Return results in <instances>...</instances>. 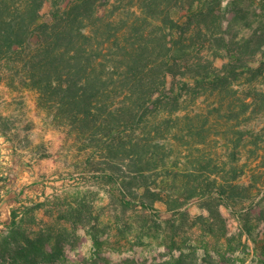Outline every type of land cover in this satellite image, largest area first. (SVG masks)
Here are the masks:
<instances>
[{"label":"rangeland","instance_id":"374dc122","mask_svg":"<svg viewBox=\"0 0 264 264\" xmlns=\"http://www.w3.org/2000/svg\"><path fill=\"white\" fill-rule=\"evenodd\" d=\"M55 2L68 0H47L42 14L48 16ZM148 2L110 0L98 12L105 28L101 36L111 39L102 54L107 69L115 67L116 103L126 98L135 70L146 67L152 76L151 69L163 62L168 63L163 69L173 67L165 84L153 86L152 100L137 107L133 127H121L120 136L140 142L133 157L114 164L115 172L134 175L142 186L136 197L128 194L132 204L123 205L120 188L103 176L113 165L104 143L62 122L51 104L38 102L35 90L2 82L0 109L11 116L18 141L26 134L29 140L12 157L10 143L0 135V233L11 221L17 197L18 205L31 210L25 219L31 228L66 231L62 264H178V259L181 264H264V48L255 55L242 53V39L252 27L230 25L226 18L214 33L199 37L195 23L189 29L186 23L190 0H162L146 19L142 12L148 8L141 6ZM241 3L253 20L264 15V0ZM166 14L176 23L163 21ZM200 61H213L215 68L233 61L231 82L197 83L189 67ZM147 86H135L136 97ZM7 160L12 168L5 177L1 165ZM141 166L150 169L142 173ZM236 183L241 187L234 193ZM195 186L202 194L191 197ZM146 187L160 195L154 202L157 217L140 203L150 200L142 197ZM203 194L215 197L222 217H211Z\"/></svg>","mask_w":264,"mask_h":264},{"label":"trees","instance_id":"16d2710c","mask_svg":"<svg viewBox=\"0 0 264 264\" xmlns=\"http://www.w3.org/2000/svg\"><path fill=\"white\" fill-rule=\"evenodd\" d=\"M46 1L0 0V85L2 82L8 85L17 83L21 90H35L39 93L38 102L51 104L56 117L62 122L71 124L84 134L90 133L91 139L97 143H104L113 165L110 166L111 170L103 169V176L110 183L117 184L122 194V204L129 207L132 201L128 199V194L136 197L137 190L142 186L134 175L115 172L114 164L133 157L138 152L136 147L140 146V142L120 136L121 127H133L137 120V107L145 105L148 99L152 100L153 86L158 84L159 88V82L165 84L166 75L172 72L173 67L170 65L168 69H163V65L168 64L163 62L162 66L151 69L152 76L145 72L146 67L139 69V73L135 70V78L127 81L126 98L122 104L116 103L118 86L113 81L115 67L108 70L104 59L106 54H102L106 49L104 46L111 44V39L101 36L105 28L102 29L103 17L98 15L100 7L109 4L110 0L55 2L53 9L45 16L42 8ZM241 1L233 0L224 7L222 0H190L186 21L188 29L191 23H195L193 33L199 37L209 36L214 33V27L223 25L225 18L230 25L243 22L253 31L249 37L242 39V53L257 54L264 48V15L253 20L250 10L247 12ZM161 5L162 0H152L151 3H144L141 10L148 8L147 13L142 12L147 19L153 16L149 15L150 8L159 9ZM170 18L166 14L163 21L167 24L168 20L174 22ZM138 62L135 59V64ZM232 62L221 68H215L213 61L209 64L201 61L192 63L194 65L189 70H193V74L190 77L197 83H229L228 67H232ZM141 85H148L147 90L136 97L135 86ZM253 96L256 104L258 97ZM261 99L264 106V88L261 89ZM10 119L11 116L0 109V135L10 143L12 157H17L24 148L23 142L28 141L29 137L26 134L24 139L18 141L19 132L12 131ZM8 162L4 164L3 161L1 167L5 169L1 171V176H8L6 168H12ZM149 169L141 166L138 171L145 173ZM222 184V194L225 196L228 193L226 187L231 181ZM239 187L241 185L238 183L234 184L233 192ZM199 194L202 193L198 191V186L193 187L190 196ZM142 197L150 198L149 202L141 200L143 209L151 210L157 217L154 202L161 199L160 195L146 187ZM224 198L225 204H229ZM16 199L17 205L11 208V221L0 233V264H62L67 256L66 231H56L51 226L31 228L32 221H25L31 210L28 207L24 210L26 206L18 205ZM214 201L213 195H204L202 205L207 207L211 217H222ZM74 211L79 219L82 218V207ZM239 218L241 223L246 220L244 215ZM95 241L99 242L97 235ZM178 260L177 263L181 264V259Z\"/></svg>","mask_w":264,"mask_h":264}]
</instances>
